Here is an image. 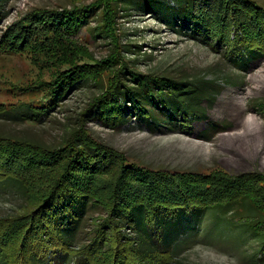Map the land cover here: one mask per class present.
Wrapping results in <instances>:
<instances>
[{"label":"trees","instance_id":"trees-1","mask_svg":"<svg viewBox=\"0 0 264 264\" xmlns=\"http://www.w3.org/2000/svg\"><path fill=\"white\" fill-rule=\"evenodd\" d=\"M176 1L180 10L163 19L170 25L181 19L193 38L223 50L226 62L247 69L249 59L264 55V8L256 1ZM123 5L150 9L157 15L164 11L161 0H99L91 9L76 7L48 15V32L57 40L54 24L85 25L98 6L101 32L119 48L109 61L107 83L100 82L101 90L79 114V127L78 123L71 126L59 143L47 145L0 131V194L19 190L22 198L15 214L0 216V264H64L62 259L67 264H165L176 256L170 243L184 234L187 217L192 216L194 223L202 215L214 218V236L264 253L262 172L231 174L215 168L207 173H180L144 168L94 138L86 127L97 117L115 128L132 115L151 131L169 127L190 134L194 120L206 122L208 129L215 126L202 105L204 100L211 105L220 90L216 80L193 77L189 81L163 74L138 77L125 59L122 68L132 84L122 80V71H112L120 65L119 54L124 51L114 27ZM27 30L22 34L30 45L39 32ZM8 39L3 36L5 42ZM70 48L74 47L70 44ZM65 66L49 82L43 100L14 107L0 104V117L37 121L77 83L99 81L100 72L81 75L75 64ZM260 105L264 114V103ZM94 206L99 215H92ZM88 219L93 225L89 237L84 236ZM180 220L185 221L181 223L184 231L172 230V224ZM165 238L170 249L161 246ZM248 239L255 244L251 246Z\"/></svg>","mask_w":264,"mask_h":264},{"label":"rangeland","instance_id":"rangeland-1","mask_svg":"<svg viewBox=\"0 0 264 264\" xmlns=\"http://www.w3.org/2000/svg\"><path fill=\"white\" fill-rule=\"evenodd\" d=\"M161 1L164 11L159 15L150 9L127 5L120 8L114 27L124 51L119 54L120 65L112 71H122V80L132 84L130 74H125L122 68L125 59L127 68H132L138 77L163 74L167 78L179 76L189 81L196 77L216 80L220 90L214 94L211 105L207 100L202 105L208 120L215 124L214 128L208 129L206 122L194 120L190 134L169 127L151 131L133 115L115 128L103 124L97 117L91 118L86 127L94 138L123 154L127 161L144 168L180 173H207L221 168L231 174L253 171L264 174V114L260 105L264 103V55L252 57L247 69H239L226 62L223 50L210 48L193 38L182 26L181 19H176L172 25L166 22L163 18L173 10H180V4L176 0ZM254 1L264 8V0ZM98 2L0 0L1 107H14L22 102L39 103L49 89V82L67 68L66 62L75 64L81 75L100 72L99 81L77 83L59 104L37 121L20 122L1 116L2 133L54 145L71 126L78 123L79 127V114L101 90L100 82L108 81L109 61L116 56L115 49L119 45L113 46L108 35L101 32L98 6L94 7L85 25L54 24L58 30L57 40L48 32V15L76 7L91 9L90 6ZM25 29L27 33L39 32L35 43L29 45V39L23 37ZM3 36L11 38L10 41L5 42ZM70 44L73 49H68ZM206 136L210 138H203ZM21 201L19 190L0 194V216L15 214ZM92 210L96 211L92 215L101 212L95 206ZM187 218L189 225L185 231L181 225L185 221L172 224V230L179 228L176 232L180 230L184 234L170 243L176 256L165 264H264L261 250L251 252L247 245L232 246L220 236H214L211 230L214 218L210 215L200 218L206 226L200 221L193 223L192 216ZM92 226L88 219L84 236L89 237V231L92 234ZM170 244L165 238L161 246L170 249ZM254 244L255 241L250 242L251 246Z\"/></svg>","mask_w":264,"mask_h":264}]
</instances>
